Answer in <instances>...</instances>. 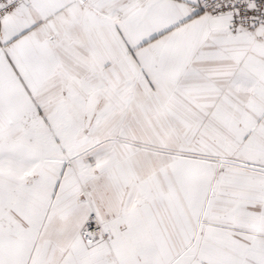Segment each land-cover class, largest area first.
I'll return each mask as SVG.
<instances>
[{
  "label": "snow or ice",
  "instance_id": "6c2138e0",
  "mask_svg": "<svg viewBox=\"0 0 264 264\" xmlns=\"http://www.w3.org/2000/svg\"><path fill=\"white\" fill-rule=\"evenodd\" d=\"M0 264H264V0H0Z\"/></svg>",
  "mask_w": 264,
  "mask_h": 264
}]
</instances>
